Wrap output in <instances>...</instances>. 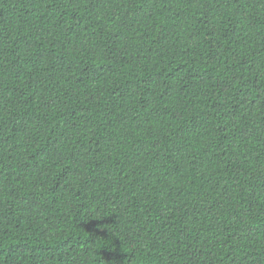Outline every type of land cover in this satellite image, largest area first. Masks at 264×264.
<instances>
[{
    "label": "trees",
    "instance_id": "obj_1",
    "mask_svg": "<svg viewBox=\"0 0 264 264\" xmlns=\"http://www.w3.org/2000/svg\"><path fill=\"white\" fill-rule=\"evenodd\" d=\"M0 264H264V0H0Z\"/></svg>",
    "mask_w": 264,
    "mask_h": 264
}]
</instances>
